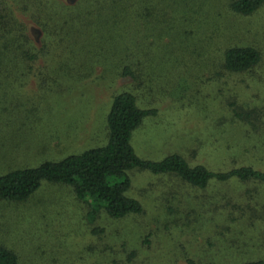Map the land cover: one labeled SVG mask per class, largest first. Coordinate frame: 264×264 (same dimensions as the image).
Listing matches in <instances>:
<instances>
[{
  "label": "rangeland",
  "instance_id": "374dc122",
  "mask_svg": "<svg viewBox=\"0 0 264 264\" xmlns=\"http://www.w3.org/2000/svg\"><path fill=\"white\" fill-rule=\"evenodd\" d=\"M197 1L183 25L186 34L175 38L173 23L162 25L160 47L146 55L144 87L120 79L115 84L108 66L88 80L64 79L68 90L58 97L51 88L41 90L33 76L16 88L0 87V174L13 164L34 168L106 146L116 90L133 93L140 108L158 111L132 137L142 160L179 155L213 172L245 165L264 171V7L242 18L230 12L233 0ZM151 28L144 26V34ZM134 32L123 30L130 45ZM112 44L111 55L128 50L122 38ZM228 46L256 47L262 66L251 74L222 69ZM110 57L108 64L118 58ZM258 108V128L257 115L253 127L234 116L235 110L246 115ZM129 177L128 195L144 205L142 215L114 220L102 212L92 218L71 188L45 184L26 202H0V245L15 251L21 264L264 260V184L211 182L201 191L174 176L138 170Z\"/></svg>",
  "mask_w": 264,
  "mask_h": 264
},
{
  "label": "trees",
  "instance_id": "16d2710c",
  "mask_svg": "<svg viewBox=\"0 0 264 264\" xmlns=\"http://www.w3.org/2000/svg\"><path fill=\"white\" fill-rule=\"evenodd\" d=\"M172 1L0 0V87L16 88L35 77L41 90L51 88L58 97L68 90L67 86L63 90L64 79L88 80L99 67L108 69L107 66L114 74L115 84L120 79L144 87L148 71L146 55L149 49L160 47L158 35L164 29L162 25L173 23L170 31L175 38L186 34L188 29L183 25L189 23L187 15L198 3L197 0H176L177 10ZM263 7L264 0H233L228 6L232 14L242 18L255 15ZM149 24L152 28L146 35L144 26ZM126 27L135 31L134 45L128 43L123 33ZM113 38L118 42L122 38L128 50L111 55L107 49L113 45ZM107 57L115 60L108 64ZM222 59V69L229 73L251 74L262 66L263 54L254 46H228ZM113 93L107 116L106 146L60 161H47L34 168L13 164L0 174V202L23 203L45 184L61 185L71 188L77 199L88 206L92 218L104 212L114 220H123L144 213V205L128 195L132 171L174 176L201 191L211 182L264 184V171L252 165L213 172L205 165L191 166L179 155H170L159 162L142 160L132 146V137L147 118L157 117L158 111L140 108L138 98L129 91ZM261 111V108L250 109V114L244 115L235 110L234 116L253 127V118L257 115L255 127L258 128L259 118L263 116ZM0 264L21 263L15 251L0 245ZM244 264H264V260Z\"/></svg>",
  "mask_w": 264,
  "mask_h": 264
}]
</instances>
